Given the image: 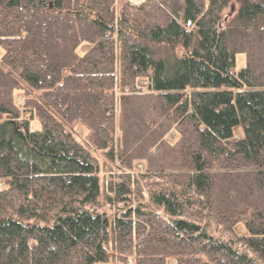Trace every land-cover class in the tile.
Returning <instances> with one entry per match:
<instances>
[{"label": "trees", "instance_id": "obj_1", "mask_svg": "<svg viewBox=\"0 0 264 264\" xmlns=\"http://www.w3.org/2000/svg\"><path fill=\"white\" fill-rule=\"evenodd\" d=\"M2 180L0 264H264V0H0Z\"/></svg>", "mask_w": 264, "mask_h": 264}, {"label": "rangeland", "instance_id": "obj_2", "mask_svg": "<svg viewBox=\"0 0 264 264\" xmlns=\"http://www.w3.org/2000/svg\"><path fill=\"white\" fill-rule=\"evenodd\" d=\"M134 1L139 2L140 0H134ZM87 47H88V45L85 44V45L82 46V49H86ZM243 64H244V55L239 54L238 55V66L241 67ZM22 97H23V94L19 93L18 96H17L18 103L21 102ZM76 125H77V128H78L79 132L84 134L85 131H86V128L83 126V124L78 122ZM41 126H42L41 123L37 119H35L34 122H33V128H41ZM237 130H238V133H241L242 132L241 126H238ZM175 137H176V134H174V132H171L168 135V138H170L171 140L175 139ZM95 152L98 154V156H99V154L101 155L100 149H96L95 148ZM136 166H137V168L142 169L144 167V163L142 161H139V162L136 163ZM3 182H4V180H2L0 182V185H2Z\"/></svg>", "mask_w": 264, "mask_h": 264}]
</instances>
